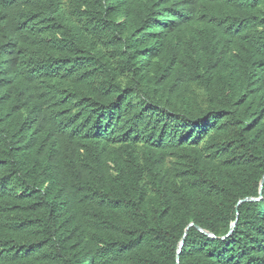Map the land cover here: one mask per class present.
Returning <instances> with one entry per match:
<instances>
[{"label":"trees","instance_id":"obj_1","mask_svg":"<svg viewBox=\"0 0 264 264\" xmlns=\"http://www.w3.org/2000/svg\"><path fill=\"white\" fill-rule=\"evenodd\" d=\"M263 179L264 0H0V264H264Z\"/></svg>","mask_w":264,"mask_h":264},{"label":"water","instance_id":"obj_2","mask_svg":"<svg viewBox=\"0 0 264 264\" xmlns=\"http://www.w3.org/2000/svg\"><path fill=\"white\" fill-rule=\"evenodd\" d=\"M264 186V179H263V181H262V187ZM261 196H262V192H261ZM249 201H260V199H257V200H253V199H246V200H243V201H241L240 202V204L239 205H241V204H243V203H245V202H249ZM194 225H191L190 227H193ZM236 226V224L234 225V227ZM200 231H202V232H204L203 230H200ZM232 232L233 231H231V233L230 234H232ZM230 234H229V236H230ZM209 236H211V237H213V235H210V234H208ZM225 239V238H224ZM184 242H185V240H183L182 241V245H181V247H180V251H179V253L181 252V249L183 248V246H184ZM179 261V260H178Z\"/></svg>","mask_w":264,"mask_h":264}]
</instances>
